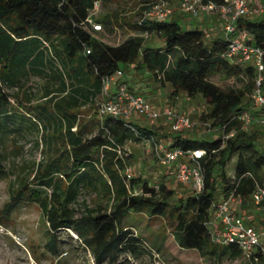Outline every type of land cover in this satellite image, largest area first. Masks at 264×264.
Listing matches in <instances>:
<instances>
[{
  "label": "trees",
  "instance_id": "trees-1",
  "mask_svg": "<svg viewBox=\"0 0 264 264\" xmlns=\"http://www.w3.org/2000/svg\"><path fill=\"white\" fill-rule=\"evenodd\" d=\"M94 1L0 0V115H10L9 93L3 85L16 84L26 75V63H41L43 49L49 47L52 53L63 51L68 57L80 60L83 70H73L72 77L81 83L77 90L81 89L84 99L88 98L89 86L94 93L102 87L105 76L117 69L122 71L120 63L128 66L139 58L137 65L145 64L156 81H168L172 85V95L200 93L208 105L204 114L222 132L213 139H198L184 135L181 130H172L168 147L208 150L201 159L203 189L186 196L177 195L165 181L159 180L156 188L147 178L126 177L124 173L127 165L121 152L125 153V141L145 138L156 142L152 129L108 114L80 120L77 112L66 109L63 113L67 122L65 148L45 164H38L35 170L39 183L51 188L50 195L44 191L43 195L32 198L39 202L49 224L46 246L56 251L55 231L71 228L92 250L97 261L114 259L122 248L136 251L135 240L141 237L128 227L133 225L129 215L142 211L164 218L180 248L197 249L217 260L242 255L235 243L215 242L207 221L212 202L216 200L215 190L219 188L222 196L234 187L242 194L243 203L252 202L250 193L254 179L263 177L264 149L257 146V131L243 127L239 117L243 111H248L247 95L253 91L256 74L254 65L225 55L228 43L225 34L209 37L202 28L185 27L168 18L143 17L131 23L135 33L116 44L108 43L94 36L85 23ZM202 1L220 3L223 0ZM96 21L102 25L111 23L112 19L105 14ZM236 26L248 32V42L264 49V18L240 16ZM144 33L157 34L163 44L145 45ZM87 47L89 52L85 50ZM217 71L244 77L247 82L243 87H222L209 79V75ZM259 108L258 115L264 114V107ZM31 114L40 116L35 110H31ZM74 123L77 127L72 130ZM233 153L237 158L233 175L229 176L224 164ZM84 188L94 189L101 199L94 200L93 206L83 200V208L77 215L73 204ZM14 205L16 202H8L4 208L8 210ZM258 206L264 207V201ZM261 218L264 220V216ZM249 221H254L252 215ZM164 238L165 234L157 249Z\"/></svg>",
  "mask_w": 264,
  "mask_h": 264
},
{
  "label": "rangeland",
  "instance_id": "rangeland-1",
  "mask_svg": "<svg viewBox=\"0 0 264 264\" xmlns=\"http://www.w3.org/2000/svg\"><path fill=\"white\" fill-rule=\"evenodd\" d=\"M153 1L155 0H98L97 8L92 10V16L95 18L108 14L113 18L116 25L114 31L107 32L102 27L100 32L103 33L105 41L117 42L129 34L135 33L131 28V23L140 20L146 8ZM169 2L172 6L175 5L171 0ZM203 11L207 10L200 9L198 17L205 15ZM191 26L189 24L185 27ZM143 35L145 36V45L163 44L162 37L155 33H144ZM120 66L123 70L122 73L115 75L116 78H122L137 88L147 89L145 82L131 81L132 73L135 70H131L129 65L125 66L123 63H120ZM146 72L148 70H145L143 74ZM209 79L222 87H243L247 82L244 77L227 75L221 71L211 73ZM3 89L9 93L10 110L16 112L23 111L31 114L34 104L44 101L45 82L38 76H24L16 84L3 85ZM179 93L180 96L177 99H169L162 105L156 104V109L161 112L171 106L181 111L197 109L196 114L190 112L196 125L181 131L184 135L192 138L213 139L217 137L222 129L217 124H211V118L204 114L208 105L202 95L196 93L189 96L184 92L185 95ZM247 97L248 111L253 115V118L246 128L257 131V146L263 150L264 126L254 119L258 116L261 108L256 105L253 91L248 93ZM91 109H93L92 106ZM86 110L84 109V113ZM199 111L201 112L199 113ZM133 118L139 125L153 130L163 129L166 134L173 132L169 126V118L166 116L162 117L166 121L159 120L158 123L156 121L149 123L143 116H133ZM9 127L13 128V125L9 124ZM45 136V133H30L26 130L23 133L7 132L0 137V264H253L244 255L217 260L211 255L200 253L197 249L180 248L170 235V229L164 218L150 216L142 211L131 212L129 215V220L133 225H128V227L133 234H138L141 237L139 240H135L138 245L136 251L131 252L127 248H122L114 259L106 258L97 261L92 250L71 228L55 231L56 251L50 250L46 246L49 238L48 221L39 202L32 198L37 194L43 195L44 191L50 195L51 188L39 183L35 178V170L38 164H45L48 159L57 155L59 148L63 147L64 141L61 139L51 140ZM164 136L155 134L154 138L156 142L161 143ZM154 143L151 139L145 138L126 141L124 144L125 153L121 152V154L124 157L125 165L130 167L132 175L147 178L151 184H158L159 180L165 181L177 195L186 196L193 193L194 190L190 186L183 185L174 179V174L170 171L171 164H160L157 161ZM51 145L56 149L52 150ZM236 158L237 155L233 153L224 164V170L229 176L233 175ZM41 189L43 191L39 193ZM214 197L216 200L221 197L219 188L214 191ZM100 199L101 197L92 188L80 190L78 199L73 204L76 214H80L83 200L88 206H93L95 205L94 200ZM12 201L16 202V205L6 210L5 204ZM261 206L246 201L241 206V212L247 218L252 215L253 222L264 230V220L261 218L264 216V207ZM163 234H165V238L160 249H157V244L161 241Z\"/></svg>",
  "mask_w": 264,
  "mask_h": 264
},
{
  "label": "built area",
  "instance_id": "built-area-1",
  "mask_svg": "<svg viewBox=\"0 0 264 264\" xmlns=\"http://www.w3.org/2000/svg\"><path fill=\"white\" fill-rule=\"evenodd\" d=\"M98 0L93 3L92 9L97 8ZM181 10L192 16H197L200 9H218L225 18L223 25L224 34L228 38L225 55L234 58L238 62H249L255 67V80L253 95L256 105L264 107V61L261 47L248 42V32L245 29L237 28V19L249 13H260L264 9V2L253 4L249 0H223L220 3L202 0H178ZM173 11V6L169 0H155L149 4L144 11L143 17L154 19H164ZM85 23L94 30L101 29L102 25L96 21L92 13L85 18ZM89 52V48L85 49ZM121 70L103 78L102 89L107 95L98 102L96 111L99 116L112 115L129 118L134 112L145 117L149 123L166 116L169 118L171 130L179 131L188 129L196 125V121L175 107H168L162 112L158 111L152 102L142 93L132 90L124 82H119L114 92L109 91L111 82L116 74ZM239 117L246 127L253 115L249 111H243ZM259 124L264 126V114L254 118ZM231 133V132H230ZM157 161L160 164L170 165L173 170L174 179L186 186H190L194 192H199L204 187V167L201 159L207 153L204 147L181 148L168 147L163 142L154 143ZM214 151V149H211ZM126 177L132 175L129 166L124 169ZM251 174L250 172H247ZM262 179H254V186L250 193V199L255 205L264 201V164L262 166ZM157 188V184H155ZM243 196L234 187L230 188L224 195L214 200L211 205V212L207 225L210 235L218 243H235L242 251V255L248 258L253 264H264V230L255 223L249 221V217L242 215L241 206Z\"/></svg>",
  "mask_w": 264,
  "mask_h": 264
},
{
  "label": "crops",
  "instance_id": "crops-1",
  "mask_svg": "<svg viewBox=\"0 0 264 264\" xmlns=\"http://www.w3.org/2000/svg\"><path fill=\"white\" fill-rule=\"evenodd\" d=\"M171 1L175 3V5H173L174 7L172 13L169 14L166 18L177 20L184 26L191 24L192 25L191 27L202 28L205 30L206 34L209 37H217L224 35L223 25L225 23V18L220 11L218 10L203 11L205 15L198 17L199 15L198 14L197 17L193 18L192 15L188 14L187 12L179 8L178 0H171ZM261 2H264V0H249V3L251 5L258 4ZM92 10L93 9L91 8L90 13H92ZM245 16L253 19L264 18V9L260 13L257 14L249 13ZM100 17H95L94 19L97 20V18ZM111 19H112L111 23L108 24L102 23V27H104L107 30V32L110 31L113 32L114 31L113 29L116 28V25L114 24L112 17ZM88 28L92 31V34L94 36L105 41V39H103L104 37L102 36L103 33L100 32L102 30L100 29L94 30L90 27V25H88ZM104 33H106V31H104ZM120 41L117 42L106 41V42L116 44ZM43 50L44 51H43L41 63L35 64L32 61L31 62L28 61L24 67V70H26V75H25L26 77L38 76L42 78L43 81L45 82V94L43 96L44 101L41 103L34 104V110L35 112L36 111L39 112L40 116L35 117L34 115L28 114L27 112H23V111L16 112L13 110H9L8 111L10 114L9 116L4 117L3 115H0V137L5 135V133L7 132L23 133V131L26 130L30 133L31 132L45 133L46 134L45 137L48 139L63 140L64 145L62 148H65L66 146L65 127L67 122L63 113L66 111V109L77 112V118L80 120L84 118L88 119L93 116H98L95 108L98 102L104 99L107 95L103 92L102 87L100 89L95 90V92L93 93L92 92L93 87L89 86L88 98L84 99L81 94V89L78 88L77 90V85L81 86V83H77L76 78L72 77L73 70H83L80 64V60L77 61L76 59H72L68 57L63 51H59V53L58 52L52 53L49 47H45ZM139 60L140 59L137 58L136 61L131 62L128 66L131 70H135L132 73L131 81L133 82L143 81L145 82L144 84L147 85V89H142V88L140 89L135 86H132L130 82H127L122 78L121 79L116 78L115 76V79L111 82L109 86V91L111 93L115 91L117 84L119 82H124L132 90L144 94L152 102L154 106L156 104L162 105L164 102H167L169 99H177L180 96L179 92L174 95L171 94L172 85L168 81H165L164 83L160 81H156L153 78L150 69H148L145 64H143L142 66H138L137 63ZM30 70H41V72L36 73ZM145 70H148V72L143 74ZM140 86H142V83H140ZM181 93L183 94V92ZM91 106L93 107V109H91ZM84 109H87L85 113H84ZM183 112L191 116L190 112L196 114L198 111L197 109H194L192 111L184 109ZM200 112L201 111H199V113ZM133 116H140V115L134 112L129 118H127V120L133 121L134 123L138 124L135 118H133ZM162 117L156 119L155 121L157 123L159 120L166 121V119ZM9 124L13 125V128H10ZM197 124H198V120H197ZM76 127L77 124L74 123V125L71 126V129L75 130ZM153 131H154V135L155 134L159 136L165 135L163 137L164 139L162 140V142L164 144L168 143V136L170 135V132L166 134L163 132V129L153 130ZM128 140L130 141L132 139H128ZM50 147L52 150L56 149V147L52 145ZM62 148H59L58 153L61 151ZM170 171L173 172L171 168Z\"/></svg>",
  "mask_w": 264,
  "mask_h": 264
}]
</instances>
